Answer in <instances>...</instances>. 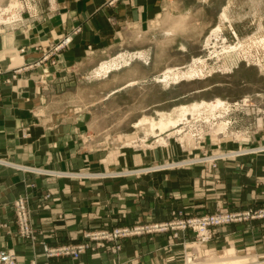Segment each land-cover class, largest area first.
I'll return each instance as SVG.
<instances>
[{
	"label": "crops",
	"instance_id": "1",
	"mask_svg": "<svg viewBox=\"0 0 264 264\" xmlns=\"http://www.w3.org/2000/svg\"><path fill=\"white\" fill-rule=\"evenodd\" d=\"M110 1L68 3L59 34L66 32V37L77 27L80 32L71 34L54 65H36L45 37L0 36V161L7 163H0V249L14 250L17 264H168L178 248H167L164 235L125 239L115 255L97 249L96 254L86 251L78 261L47 260L40 244L77 245L85 234L102 229L164 221L173 209L196 216L219 209L264 208V152L252 150L264 144V131H254L243 144L225 145V150L252 151L217 161L208 174L201 173L203 165H195L138 176V164L146 168L168 155L138 151V164L130 166L126 156L112 161L111 153L95 141L92 114L77 112L76 99L64 94L79 64L88 62L92 51L116 45L119 25L143 31L164 7H178L185 0ZM19 47L24 53L17 56L13 51ZM15 70V79L6 83ZM62 172L75 174L62 177ZM20 195L28 203L35 246L16 235L12 204ZM208 246L264 255V220L219 228Z\"/></svg>",
	"mask_w": 264,
	"mask_h": 264
},
{
	"label": "rangeland",
	"instance_id": "2",
	"mask_svg": "<svg viewBox=\"0 0 264 264\" xmlns=\"http://www.w3.org/2000/svg\"><path fill=\"white\" fill-rule=\"evenodd\" d=\"M15 1L17 7L10 11V17L13 16L12 19L10 18V22L6 25L0 23V36L10 34L22 39H28L30 36L33 39L34 36L45 37L47 41L42 42L43 45L38 47L42 50L41 59L36 65L42 62L54 65L56 57L71 42V34L75 35L80 32V28L77 27L70 32V35H65L66 37H64L66 32L63 35L59 34V29L63 26L61 13L67 10L65 8H68V3L72 0H0L1 12L10 8V5ZM118 1L111 0L108 4L112 5ZM222 12L226 13L224 20L220 16ZM79 21L81 20L74 22L75 25L80 24ZM111 22L109 21V23ZM217 26L220 27V32L215 39L211 35L212 30ZM123 27L125 26L120 27L119 25L117 29V34L120 37L116 45L105 51H92L93 54L89 61L79 64L73 84L64 93L76 99L75 102L78 105L73 108L77 112L92 114L93 129L97 135L95 141L100 143V146L103 144L104 148L111 153L112 161L114 157L126 156L130 166L136 165L140 151L146 155V151L152 150L159 152L160 157L161 153H164L163 157L168 155V159L166 157L159 158L158 161L146 168L142 163L138 164V172H136L138 176L142 173H152V171L189 168L195 165H203L201 173L208 174L209 171L216 169V162L222 159H232L241 152L250 153L252 150L253 152H264V144L258 145L250 151L225 150L224 148L225 145L234 146L250 141L249 137L254 131H258L259 134L264 131V46L258 43L264 39V0H203V2L185 0L178 7L173 8L171 5L164 7L159 15L149 23V28L146 27L143 31L133 27L126 30ZM239 45L241 47L232 55L219 58L214 56V53H220L221 49L229 46L238 48ZM19 48H15L13 51L17 56L24 53L23 49ZM137 53L141 56H134ZM121 54L123 60L127 61L126 64L118 60L120 66L112 69L106 76L96 77L94 75L101 63L114 60ZM198 59L203 60V64L199 63ZM20 61L19 58L18 63H21ZM191 66L201 70L202 75L175 83L172 80H169L168 83L158 81L166 72L170 74L174 71L181 72ZM13 73V77L6 79V83L15 79L17 70ZM216 99L224 101L225 104L228 102L229 106L222 109L221 113V109L216 111L215 115L201 111L202 116L200 114H195L197 116L193 115L192 117L191 115L186 116L187 120H182L179 123L181 125L169 128L160 136L159 133L158 135L151 134L147 125L139 127L136 125L144 118L158 120L161 114H171L175 118L176 112L181 106L201 104L202 102L209 104L211 101L215 102ZM177 130L180 132H176ZM157 131L154 130V132ZM207 150H209L208 153L205 152ZM0 163L7 164L3 161ZM61 174L62 177H71L75 172L72 174L62 172ZM93 174L97 175L98 173ZM19 197H24L27 206L28 221L35 237L33 240L20 235L15 213V201ZM45 198H48V194L45 195ZM12 206L17 237L31 246H35L37 237L29 219V207L25 196H18ZM259 211H264V208L243 211L219 209L213 213L191 216L184 210L173 209L168 213V217L161 222H142L138 225L116 226L110 230L102 229L85 234L84 242L77 245H62L52 248L42 243L40 246L42 248L45 245L49 249L61 247L77 249L84 246L85 249L81 255L86 251L94 253L97 249H105L115 255L121 250L122 240L164 235L167 239V248H178L176 258L168 264H186L187 258L194 263H202L210 258H217L226 249L231 248L220 247L214 250L208 246L215 230L229 225L248 221H263L264 219H248L239 223L215 227L211 229V239L201 247L193 246V242H196V233L191 229L182 231L177 229L178 227L188 224L192 220L222 213L244 214L250 212L253 214ZM160 227L168 228L162 231ZM123 228L130 230L136 228L138 235L114 241L92 239V236L100 234L103 237L104 233H112L116 229ZM117 245L120 247L118 250L116 249ZM2 250L13 251L17 264V254L14 250L5 247L0 249V251ZM42 255L47 260L78 261L81 257L80 255L77 260L68 257L47 258L43 248ZM235 255L251 258L250 261L264 264V255L257 254L251 249H235ZM32 263L37 264L36 261L30 262V264Z\"/></svg>",
	"mask_w": 264,
	"mask_h": 264
},
{
	"label": "bare ground",
	"instance_id": "3",
	"mask_svg": "<svg viewBox=\"0 0 264 264\" xmlns=\"http://www.w3.org/2000/svg\"><path fill=\"white\" fill-rule=\"evenodd\" d=\"M16 5H17V3L15 1V3L14 4L12 3L10 5V8H8L7 10L5 9L4 12H1L2 10H0V23H3V24L6 25L7 23L10 22V20L13 17L12 15H11L12 17H10V14H11L10 11L12 9L16 8L17 7ZM225 14L226 13L222 12V14L220 15L223 20L226 19V15ZM218 32H220V27L219 26H217L216 28H214L212 30V35L211 36H213L216 39ZM258 43L263 44V46H264V39L261 40ZM240 47H241V45H239L238 48L236 46H234V47H230L229 46L227 48H224L223 47L224 49H221L222 51H219L220 53H217V54L214 53L215 55L214 54L213 55L216 58H219L220 56H229V55H232L233 53H235ZM134 56L139 57L141 55L137 53ZM118 60L123 61V63H125V64L127 63V61L123 60V55L121 54L120 56H117V58H114V60L112 59L109 62H103V63H101L100 66L95 70L94 75L96 77L103 76V75L106 76L107 74H109L112 71V69L117 68L118 66H120ZM198 61H199V63L203 64L202 63L203 60L198 59ZM194 67H192V66L191 67H188L186 70L181 71V72H175L174 71L171 74L170 73H167V72L166 73L164 72L165 74L163 73L164 76L162 77V79H159L158 78L159 80L158 79L157 80L159 82H163V83H168L169 80H172V82L175 83V82H178L179 80H183V79H192V78H195V77L198 78V76H201L202 75V71L199 70L198 68H194ZM228 106H229V104H228ZM225 107H227V105L225 104L224 101H222L220 99H216L215 102H212V103H209V104H207L205 102H202L201 104L200 103H194V104H191L190 106H181L180 108H178V111L176 112L177 116L175 118L172 117L171 114H161L158 120H153L152 118H144L143 120L139 121L136 125L138 127L139 126H142V125H147L148 126V129H149V131H150L151 134L158 135V133H159V136H160L161 134H163L164 132H166L169 128H171V127H177V125L182 120L183 121L184 120H187L186 119V116L191 115V117H192L195 114H200L201 115V111H205V112L207 111V113L210 112L211 115L212 114L215 115L214 113L216 111H219L221 109L220 110V113H221L222 109H224ZM225 111H226V109H225ZM210 113H208V114H210ZM221 115H223V114H221ZM195 116H197V115H195ZM209 117L212 118L210 115H209ZM207 121H208V119H207ZM179 125H181V124H179ZM154 130H158V131L157 132H154ZM178 131L179 130H177L176 132H178ZM160 139H162V138H160ZM250 259L251 258H244V257H238V256H236L234 249H226L224 251V253L222 255L218 256L217 258H210L207 261L202 262V263H194L193 261H191V259H188L187 258V263L186 264H260L258 262H254L252 260L250 261Z\"/></svg>",
	"mask_w": 264,
	"mask_h": 264
},
{
	"label": "built area",
	"instance_id": "4",
	"mask_svg": "<svg viewBox=\"0 0 264 264\" xmlns=\"http://www.w3.org/2000/svg\"><path fill=\"white\" fill-rule=\"evenodd\" d=\"M15 213L17 217V222L20 230V235L26 239H34L32 229L28 221V210L24 197H19L15 201ZM248 219H264V211H259L257 213H244V214H229L222 213L218 215H213L209 217H203L201 219L192 220L188 224H183L178 227L179 230L191 229L196 233L195 241L193 246L201 247L205 245L211 239V229L215 227H220L230 223H239ZM162 231L167 230L168 227H160ZM172 228V227H171ZM175 229V230H177ZM174 230V229H171ZM133 235H138V229H116L112 233H104L101 237L100 234L92 236L93 240H109L114 241L118 239H123ZM43 251L47 258L60 257V258H70L73 260L79 259L80 255L84 252L85 247L81 246L77 249H72L69 247H61L58 249H49L47 246L43 245ZM116 249H120L117 245ZM192 257V256H191ZM0 264H16V255L11 250L0 251ZM35 264V263H32Z\"/></svg>",
	"mask_w": 264,
	"mask_h": 264
}]
</instances>
